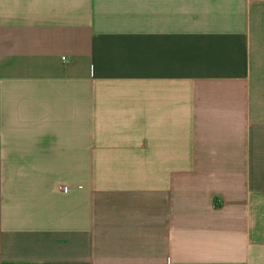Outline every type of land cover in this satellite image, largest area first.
Listing matches in <instances>:
<instances>
[{"label":"crops","instance_id":"obj_1","mask_svg":"<svg viewBox=\"0 0 264 264\" xmlns=\"http://www.w3.org/2000/svg\"><path fill=\"white\" fill-rule=\"evenodd\" d=\"M0 264H264V0H0Z\"/></svg>","mask_w":264,"mask_h":264}]
</instances>
